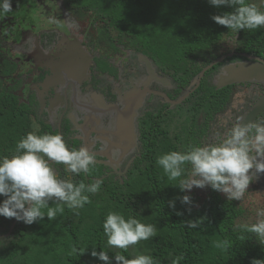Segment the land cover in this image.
Segmentation results:
<instances>
[{
	"label": "trees",
	"instance_id": "trees-1",
	"mask_svg": "<svg viewBox=\"0 0 264 264\" xmlns=\"http://www.w3.org/2000/svg\"><path fill=\"white\" fill-rule=\"evenodd\" d=\"M55 1V10L60 8L62 11L58 12L64 13L68 20H75L77 27L90 25L93 32L108 39L121 52L127 49L143 53L179 87L187 85L204 65L230 48L264 59V28L231 31L211 17L233 9L214 7L208 0ZM36 2L11 0V12L0 15V77L7 78L16 65L5 46L8 38L17 37L27 25L34 28L39 20ZM246 2L256 3L264 11L261 0ZM55 10L53 5L48 9ZM92 42L104 46L95 35ZM231 60L228 56L224 61ZM203 78L187 98L163 117L145 115L142 165L131 169L121 183L106 185L90 195L91 203L79 209L78 215L65 207L55 220L50 222L45 217L32 225L0 216V264H105L91 256L93 248L108 252L112 264H116L117 252L129 259L148 254L157 264H171L176 256H183L180 264H252L254 259L264 260V245L252 234L239 239L241 233L237 227L256 222L257 208H264V193L254 180L241 200H227L223 193L208 186L201 193L195 187L182 192L175 186L178 181H169L155 163L160 154L198 145L196 138L206 133L208 120L228 109L229 103L236 102L229 95L230 86L215 88ZM3 84L0 80V156H12L17 141L31 132V122L27 104L18 103L16 97L4 92ZM184 195L191 197V205L181 204L178 197ZM3 199L0 196V202ZM172 200H175L174 209L168 206ZM109 211L154 224L156 237L141 241L127 252L108 248L102 222ZM177 211L183 215H176ZM199 219L198 228H187L183 223ZM223 240L231 243L226 252L214 247V242ZM73 247L87 249L77 255L72 252Z\"/></svg>",
	"mask_w": 264,
	"mask_h": 264
},
{
	"label": "flooded vegetation",
	"instance_id": "flooded-vegetation-1",
	"mask_svg": "<svg viewBox=\"0 0 264 264\" xmlns=\"http://www.w3.org/2000/svg\"><path fill=\"white\" fill-rule=\"evenodd\" d=\"M36 1L37 16L41 18L45 14L43 23L38 20L34 28L27 25L17 37L8 38L5 46L10 49L8 53L16 65L7 78L2 76L0 80L4 82V92L16 97L18 103L27 104L31 132L60 134L69 149L85 147L94 154L95 166L87 175L69 174L64 165L53 164L61 179L87 184L99 179L101 187L121 183L131 169L142 165L145 115L163 117L176 105L166 98L176 100L187 93L184 100L200 85L202 77L215 88L230 86L229 95L234 94L236 102L229 103L228 109L208 120L206 133L196 138L198 145L218 142V134L226 135L252 110L253 106L240 104L239 90L243 91L244 99L255 98V102L264 95L263 81L231 82L222 86L214 83V74L224 63L237 66L255 61L258 56L248 54L251 58L239 59L237 56L245 53L230 48L204 65L187 85L179 87L141 52L125 49L118 54V59L102 56L100 46L92 42L94 32L90 25L77 28L79 40L67 36L63 30L70 24L66 15L58 12L62 11L60 8L55 10L56 1ZM51 5L55 12L48 11ZM228 56L232 60L224 61ZM211 62L214 63L208 67ZM208 69L211 70L204 76ZM234 106V112L228 113ZM230 115L237 119L235 123ZM225 116L232 123L219 129ZM251 123H264V109ZM33 124L38 125L35 131Z\"/></svg>",
	"mask_w": 264,
	"mask_h": 264
},
{
	"label": "clouds",
	"instance_id": "clouds-1",
	"mask_svg": "<svg viewBox=\"0 0 264 264\" xmlns=\"http://www.w3.org/2000/svg\"><path fill=\"white\" fill-rule=\"evenodd\" d=\"M208 3L217 8L226 6L233 9L211 17L215 23L231 31L239 33L241 30L264 28V11L256 3L246 0H208ZM261 3L264 4V0ZM9 12L11 0H0V15ZM217 139L215 143L190 145L183 151L160 154L155 163L169 181H178L175 186L182 192L208 186L223 193L227 200L239 201L256 175L264 173V123H237L226 135L218 134ZM53 164L64 165L65 172L69 174L87 175L95 166V157L85 147L69 149L60 134L38 135L34 132L17 141L14 155L0 156V196L4 197L0 202V216L32 225L45 217L50 222L55 220L65 207L78 215L79 209L91 203L90 195L100 191L102 181L96 179L85 184L74 183L70 178L61 179ZM178 199L181 204H192L189 195ZM168 206L174 209L175 200L169 201ZM187 211L190 212L191 208ZM176 215L183 213L177 211ZM256 216V222L237 226L241 233L239 239L244 240V234H252L260 245H264V208H257ZM183 223L185 227L194 229L198 228L200 219ZM102 228L108 248L123 252L157 235L154 224L143 223L133 216L125 218L117 211L107 213ZM214 247L226 252L231 243L228 240L216 241ZM86 249L73 247L72 252L82 255ZM91 256L112 264L106 251L97 252L93 248ZM183 259V256H176L171 264H180ZM114 260L116 264H157L153 256L142 253L129 259L117 252ZM252 264H264V260L254 259Z\"/></svg>",
	"mask_w": 264,
	"mask_h": 264
},
{
	"label": "water",
	"instance_id": "water-1",
	"mask_svg": "<svg viewBox=\"0 0 264 264\" xmlns=\"http://www.w3.org/2000/svg\"><path fill=\"white\" fill-rule=\"evenodd\" d=\"M243 56L247 58H251L248 55L243 54ZM222 58V57H221ZM217 59V60H221ZM216 60V61H217ZM255 61H249L242 64L235 65H228L224 68L225 76L219 75L220 78H223V82H217V86H222L231 82H240V81H253V80H259L264 82V64L263 60L255 57ZM215 61V62H216ZM214 62H211L208 67H210ZM207 67V68H208ZM187 93H184V95L178 97L176 100H170L168 98L167 101H169L171 104H178L183 100V97L186 96ZM264 109V95H262L253 105L252 110L248 113L245 118L241 120L239 124L247 125L252 122L254 117L259 114Z\"/></svg>",
	"mask_w": 264,
	"mask_h": 264
},
{
	"label": "rangeland",
	"instance_id": "rangeland-1",
	"mask_svg": "<svg viewBox=\"0 0 264 264\" xmlns=\"http://www.w3.org/2000/svg\"><path fill=\"white\" fill-rule=\"evenodd\" d=\"M45 18V14L43 13L42 14V17L39 18V22H42L43 23V19ZM72 19L68 20L67 22H69L70 26L66 25L64 23V21L62 20V25L65 24L66 25V29L63 30V28H61L65 34H67V36H70V37H73L75 38L76 40H79L78 36H79V32H78V27L76 25H74V23L71 21ZM35 21V20H33ZM38 22V19L36 20V23ZM81 27V26H80ZM81 30V28H80ZM95 35V39L96 40H100L101 43L104 44V46H100V54L102 56H108L109 58L112 57V58H115V59H118V54H121L122 52L115 49L111 43L108 41V39L104 38L102 35H99L97 34V32L95 31L93 33ZM103 41H107L106 43H104ZM100 43V44H101ZM98 47V46H96ZM219 50H221L220 48H218ZM219 52V51H218ZM132 53V52H129V54ZM134 53V52H133ZM136 53V52H135ZM232 63L231 62H226L224 63L222 66L219 67L218 71L214 74L215 76V79H214V83L217 84V82H223L224 79L223 78H220L219 75L221 76H225V72H224V68L227 67L228 65H231ZM101 66H104V64H101ZM257 83H262L260 82L259 80H255ZM239 93H240V96H241V102L240 104L243 105L244 103L247 104L248 106H250L249 108H251L253 105H254V102H255V98L253 99H244V96H243V91L239 90ZM234 95V94H233ZM242 96H243V99H242ZM234 97H236L234 95ZM246 100V101H245ZM239 104V105H240ZM239 107V106H238ZM234 108L235 106L232 108L233 110L232 111H229L228 113H233L234 112ZM236 116V115H235ZM230 118L232 119L233 123H235V121H237V119H235V117H231L230 115ZM226 119V116L223 118L221 124L219 125V129L220 128H225V127H229L230 126V123H232V121ZM38 128V125L36 124H33V131H35V129ZM219 132V131H218ZM211 135H214V134H211ZM255 183H256V186L261 189V191L264 193V173H258L256 175V178L254 179ZM205 188V187H204ZM204 188H197L195 187V190L196 192L198 193H201L203 191ZM264 201V200H263Z\"/></svg>",
	"mask_w": 264,
	"mask_h": 264
}]
</instances>
